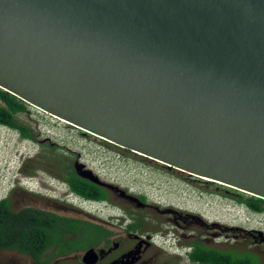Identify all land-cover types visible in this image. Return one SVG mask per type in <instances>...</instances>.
Segmentation results:
<instances>
[{
  "label": "water",
  "instance_id": "obj_1",
  "mask_svg": "<svg viewBox=\"0 0 264 264\" xmlns=\"http://www.w3.org/2000/svg\"><path fill=\"white\" fill-rule=\"evenodd\" d=\"M0 89L264 200V0H0Z\"/></svg>",
  "mask_w": 264,
  "mask_h": 264
},
{
  "label": "rangeland",
  "instance_id": "obj_2",
  "mask_svg": "<svg viewBox=\"0 0 264 264\" xmlns=\"http://www.w3.org/2000/svg\"><path fill=\"white\" fill-rule=\"evenodd\" d=\"M18 119L31 130L33 140L24 139L18 131L0 125V202L9 198L14 211L32 208L93 223L118 222L126 216V211H176L184 217L189 215L187 219L178 220L187 222V228L179 229L180 234L201 236L207 246L221 251L254 253L264 264V244L255 242L260 239L255 237L258 233L264 235V213H255L247 206V203L257 202L251 195L141 157L30 104H27V113L19 115ZM59 160L84 165L106 185L110 200L93 203L72 195L67 197L58 184L65 183L58 173ZM19 175L37 179L24 188L18 183ZM43 179H48L52 186ZM111 187L136 198L144 196L150 207H139L137 202L122 197L120 192L109 189ZM261 204L264 207V203ZM163 217L174 215L164 214ZM85 251L74 252L68 259L54 260L50 264H77L78 257ZM51 254L52 251L49 256ZM0 264L34 263L17 251L0 250Z\"/></svg>",
  "mask_w": 264,
  "mask_h": 264
},
{
  "label": "trees",
  "instance_id": "obj_3",
  "mask_svg": "<svg viewBox=\"0 0 264 264\" xmlns=\"http://www.w3.org/2000/svg\"><path fill=\"white\" fill-rule=\"evenodd\" d=\"M0 101L2 102L0 125L16 130L22 137L33 140L31 130L18 119L19 115L27 113V104L2 89H0ZM59 161L61 164L58 163V173L72 191L88 200H110L109 192L80 177L74 170L72 162ZM209 183L217 185L214 182ZM252 197L257 202L247 203V206L255 213H264V207L261 204L264 200ZM139 198L143 202L147 201L144 196ZM64 231L71 232L77 237L71 241L73 247L68 251L69 253L96 246L104 232L93 222L36 212L34 209L14 211L8 198L0 202V250L17 251L32 257L37 264H45L42 260L46 252L54 244L59 243ZM195 244L196 250L190 255L192 258H198L201 264H261L259 257L254 253L221 251L207 246L204 242Z\"/></svg>",
  "mask_w": 264,
  "mask_h": 264
},
{
  "label": "flooded vegetation",
  "instance_id": "obj_4",
  "mask_svg": "<svg viewBox=\"0 0 264 264\" xmlns=\"http://www.w3.org/2000/svg\"><path fill=\"white\" fill-rule=\"evenodd\" d=\"M73 167L79 175L77 164H73ZM84 170H86L85 167L83 170H80V172ZM26 178L33 179L34 177H25L24 179ZM65 183L68 185L66 181ZM99 186L107 190L105 186ZM109 189L119 192L114 187ZM71 193L75 192L72 191L68 185L67 197L70 196ZM75 194L80 196L77 193ZM47 198L53 200V198H49L48 196ZM138 199L143 202L140 198ZM55 202L59 203L57 201ZM143 203L145 204L144 208L150 207L147 201ZM34 210L36 212H44L64 218L76 219L61 216L50 211ZM164 214H173L174 217H163ZM187 218H189V215L188 217H184L183 213L176 211H152L146 209L126 211V216L120 218L118 222L112 220L94 222V224L100 226L104 232L99 238V243L88 249L94 248L99 252L100 259L97 264H201L198 258H192L190 255L196 250L197 246L195 243L203 242L201 236H196L193 233L191 235L186 233L180 234L179 232L180 228H187L185 225L187 222L184 221L183 223L178 220ZM170 222H172L173 225H170ZM190 224L191 222H189V225ZM76 238L77 237H75L73 233L64 231L59 243L54 244L48 249L42 261H44L45 264H50L54 260L68 259L69 256L74 253L68 252L73 247L71 241ZM185 239H189L190 242H184ZM255 242L261 244L260 242ZM263 244L264 243H262V245ZM50 251H52V254L49 256ZM25 256L29 257L34 264H37L32 257L28 255ZM77 264H84L83 255L78 257Z\"/></svg>",
  "mask_w": 264,
  "mask_h": 264
},
{
  "label": "clouds",
  "instance_id": "obj_5",
  "mask_svg": "<svg viewBox=\"0 0 264 264\" xmlns=\"http://www.w3.org/2000/svg\"><path fill=\"white\" fill-rule=\"evenodd\" d=\"M3 126H4V125H3ZM29 140H30V139H29ZM36 179H37V178H33V179H28V178H26V179H24L23 177H20V175L17 177V180H18L19 185H20L21 187H24V188H25V186H26L27 184H29L31 181H34V180H36ZM43 181H44L45 184L50 183V184H48V185H50V186H52L51 184H53V183H51L48 179H46V180L43 179ZM58 184L62 185V188L65 190L66 193H68V185H67V184H65V183H58ZM71 195L74 196V197H79V199H80L81 201H83V202H93V203H106V202H107V201H94V200H88V199H85V198H83V197H81V196L76 195L75 193H71Z\"/></svg>",
  "mask_w": 264,
  "mask_h": 264
},
{
  "label": "bare ground",
  "instance_id": "obj_6",
  "mask_svg": "<svg viewBox=\"0 0 264 264\" xmlns=\"http://www.w3.org/2000/svg\"><path fill=\"white\" fill-rule=\"evenodd\" d=\"M64 121V120H63ZM64 122H66V121H64Z\"/></svg>",
  "mask_w": 264,
  "mask_h": 264
}]
</instances>
